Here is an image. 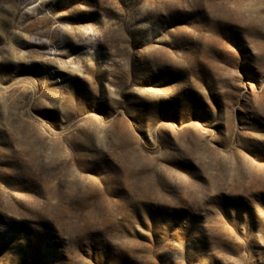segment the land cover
Instances as JSON below:
<instances>
[{"label":"rangeland","instance_id":"1","mask_svg":"<svg viewBox=\"0 0 264 264\" xmlns=\"http://www.w3.org/2000/svg\"><path fill=\"white\" fill-rule=\"evenodd\" d=\"M0 264H264V0H0Z\"/></svg>","mask_w":264,"mask_h":264}]
</instances>
